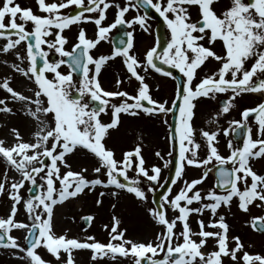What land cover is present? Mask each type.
Masks as SVG:
<instances>
[{"label": "snow or ice", "instance_id": "obj_1", "mask_svg": "<svg viewBox=\"0 0 264 264\" xmlns=\"http://www.w3.org/2000/svg\"><path fill=\"white\" fill-rule=\"evenodd\" d=\"M153 15L166 35L141 46ZM0 67V114L22 119L0 137V250L18 264H264V240L247 236L264 238V0H0ZM125 118L163 125L165 148L110 143ZM89 194L97 211L80 220L108 198L106 240L57 226ZM124 195L150 234L117 213Z\"/></svg>", "mask_w": 264, "mask_h": 264}, {"label": "rangeland", "instance_id": "obj_2", "mask_svg": "<svg viewBox=\"0 0 264 264\" xmlns=\"http://www.w3.org/2000/svg\"><path fill=\"white\" fill-rule=\"evenodd\" d=\"M19 2H21L22 4L25 5H33L34 6V0H19ZM114 18V12L113 11H109L108 13V20L109 22L112 21V19ZM88 26L83 25V27H85L87 33H89V36H92V32H94V25L93 24H88ZM78 31V29L76 27H74L72 29V32L68 33V35L71 37V39L74 41L75 39V33ZM147 38V34L144 33H140L138 35V39H145ZM1 69V67H0ZM3 72L0 70V74H2ZM3 92L0 91V96H3ZM212 108H209L205 113H212L211 111ZM211 115V114H210ZM237 112L233 111L232 116L236 117ZM0 120L1 122H3L4 124H9V125H19L22 123V121H19V116H6L4 114H0ZM203 120H199L198 123L203 124ZM145 124H149L150 126V130L149 132H151V136L148 134H146V138L144 141L145 144V152L151 156V152L150 149L153 145H157L159 143H161L163 141V137L161 138L160 136V132L162 133V135L164 134V131L162 129V127L160 125H157L158 122L156 121H151L148 118H145L142 125L145 126ZM140 122H134V121H129L128 125H126V130L125 132L123 131L122 135H118L117 136V132L114 131L113 132V137L112 140L110 141V143H114L117 146L120 147H127L129 145H131L133 143V139L132 137L134 135H143L145 134L142 133L140 130H142V128H139ZM158 130L160 132H158ZM163 130V131H162ZM6 129L3 127L0 129V137H2L5 133ZM149 143V144H147ZM223 143L224 141H221V148L223 150ZM197 174V170L195 169H189L188 171V175L189 176H195ZM213 183V181L210 179L207 184L205 185V187L210 186ZM102 190V189H101ZM93 197L91 196V194H89L88 198H82L81 201H76L73 202L72 204L67 205L65 208L63 209H58L57 210V226L58 228L61 227H67L69 228L70 234L72 235H83L85 234L84 232H82V229L80 227V216L87 214L89 211H93L96 212L97 210L95 209L94 205H93ZM137 206H135L133 204L132 198L128 195H124L120 202L118 203V207H117V213L122 217V219L125 221V224L129 227L130 231L139 234V235H145V234H150V227L148 226L147 222L145 220H143L142 218H138V213L136 210ZM82 209V210H81ZM112 209L110 208V204L108 201V198H105V207L101 210H99L98 214H97V218L94 221V223L91 225V227H89L87 229V234H95L97 236L98 239L101 240H106L107 238V234L106 231L103 230L102 225L104 223H108L109 222V218H110V213H111ZM233 211H235V209H233ZM75 216L76 219L73 222L72 221V217ZM207 218V217H205ZM232 222L231 217H230V223ZM240 218H239V213H237V220H236V228L237 230H240ZM193 227L195 228L196 225L193 222ZM246 231V230H245ZM16 235H20V233H16ZM247 236L251 241H255L257 243H259L261 240H264V238L260 237L257 234H253L251 232H247ZM0 264H18V262L12 258H10L3 250H0Z\"/></svg>", "mask_w": 264, "mask_h": 264}, {"label": "flooded vegetation", "instance_id": "obj_3", "mask_svg": "<svg viewBox=\"0 0 264 264\" xmlns=\"http://www.w3.org/2000/svg\"><path fill=\"white\" fill-rule=\"evenodd\" d=\"M107 22H109V20H108ZM151 24H152V35H147V38H145V39H141V40H140V44H141V46H143V45H150V44L154 43V42H155V39L157 38V36H159V37L163 40V38H164L165 35H166V30H165V28H164V26H163L162 20H160L158 17H155V16L153 15V19H152V21H151ZM85 26H88V27H89L88 24H85ZM73 28H74V27H73ZM158 29H160V30L158 31ZM138 31H139V30H138ZM91 32H92V34L94 35V32H93V31H91ZM116 33H117V30L114 29V30H113V34L115 35ZM139 34H140V33H139ZM88 35H89V33H88ZM93 35H92V36H93ZM111 46H112V45H111V43H109V42H101L100 50H101V52H103V53H107V52L110 51ZM119 70H120V69H119V64H118V62H117V64H114V65L109 69L108 72L104 73V76L102 77V79L104 80L105 87H109V86H110V82H111V79H112V74L115 73V72H117V71H119ZM173 71H174V73H175V70H173ZM175 74H176L177 76L180 75L179 73H175ZM154 82H155V83H158V84L161 85V91H160L159 93H157L158 96H163V97H165V98H169V97H171V95H172V93H173V89H174V83H175L174 81H171V80L168 79V78L162 77V76H160L159 74H154ZM129 90H130V89H129ZM255 100H256V97H254V96H245L243 99H241V100L239 101V103H238V108H239L240 106H242V105H251V104H253V103L255 102ZM217 107H218V105H217V103L214 102V101H209V102H206V103L202 104L201 107H200V111L198 112V116H199V118H200L201 120L205 121V120L210 116V114H211V113L206 114L205 112H206L209 108H212L211 111L213 112ZM235 118H239V117H238V114L236 115ZM104 119L107 120L108 117L105 116ZM144 119H145V118H144ZM144 119L132 120V119H129V118H125V119H124L123 127H121L119 131H116V132H117V136H118V135L121 136L122 133H123V131L125 132V130H126V125H128V122H129V121L140 122L139 128H142V130H140V131H141L142 133L145 132V134H143V136L146 138V134H148V133H149V135L151 136L152 133L149 132V130H150V126H149V124H145V126L142 125ZM200 119H199V120H200ZM151 121H153V120H150V122H151ZM157 125H160V124L158 123ZM160 126L162 127L163 130H165L163 125H160ZM163 130H162V131H163ZM158 132H160V131L158 130ZM150 133H151V134H150ZM136 136H138V135H134V136L132 137V139L134 140ZM160 136H161V138L163 137V135H162L161 132H160ZM222 140H223V138H222ZM222 140H221V141H222ZM144 141H145V140H144ZM147 144H149V143H147ZM156 147H160L161 149L165 148V142H164V140H163L161 143L157 144L156 146L153 145V146L151 147L150 151H152V150L155 149Z\"/></svg>", "mask_w": 264, "mask_h": 264}, {"label": "bare ground", "instance_id": "obj_4", "mask_svg": "<svg viewBox=\"0 0 264 264\" xmlns=\"http://www.w3.org/2000/svg\"><path fill=\"white\" fill-rule=\"evenodd\" d=\"M2 72H4L5 71V69L3 68V67H1V69H0ZM19 121H22V119H21V117L19 116ZM5 124L3 123V122H1V120H0V129L1 128H3V126H4Z\"/></svg>", "mask_w": 264, "mask_h": 264}, {"label": "water", "instance_id": "obj_5", "mask_svg": "<svg viewBox=\"0 0 264 264\" xmlns=\"http://www.w3.org/2000/svg\"><path fill=\"white\" fill-rule=\"evenodd\" d=\"M82 227L83 228H87L88 226L84 224V222L82 223Z\"/></svg>", "mask_w": 264, "mask_h": 264}]
</instances>
